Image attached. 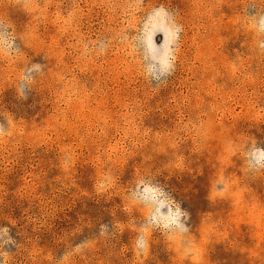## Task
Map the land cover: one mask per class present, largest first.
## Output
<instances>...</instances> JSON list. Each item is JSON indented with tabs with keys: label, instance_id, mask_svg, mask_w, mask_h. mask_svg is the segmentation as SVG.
Listing matches in <instances>:
<instances>
[{
	"label": "rangeland",
	"instance_id": "374dc122",
	"mask_svg": "<svg viewBox=\"0 0 264 264\" xmlns=\"http://www.w3.org/2000/svg\"><path fill=\"white\" fill-rule=\"evenodd\" d=\"M0 264H264V0H0Z\"/></svg>",
	"mask_w": 264,
	"mask_h": 264
}]
</instances>
